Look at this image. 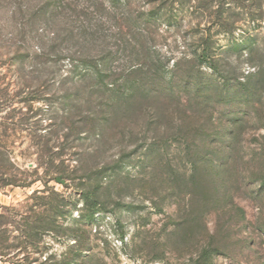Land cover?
Segmentation results:
<instances>
[{"label":"rangeland","instance_id":"1","mask_svg":"<svg viewBox=\"0 0 264 264\" xmlns=\"http://www.w3.org/2000/svg\"><path fill=\"white\" fill-rule=\"evenodd\" d=\"M98 1L0 0V171L38 180H0V264H192L207 248L212 264H264V0H225L231 33L212 25L216 3ZM205 38L217 70L188 63ZM82 55L106 59L102 78ZM38 127L53 162L77 166L49 184L68 236L14 248L50 166ZM86 191L102 212L80 219Z\"/></svg>","mask_w":264,"mask_h":264},{"label":"trees","instance_id":"2","mask_svg":"<svg viewBox=\"0 0 264 264\" xmlns=\"http://www.w3.org/2000/svg\"><path fill=\"white\" fill-rule=\"evenodd\" d=\"M52 1V0H48ZM161 1V6L166 9H171L176 3H178L181 6H189L192 2H196V0H160ZM224 1L225 0H199L194 6L196 9L201 8V6L205 3H208V5H211L212 3L217 4V11L214 12L217 23H213L212 25L218 27L221 29L223 32L226 33H231L232 30L230 29V25L228 23L222 24V20L224 18V15L229 13V12H223L224 8ZM101 2V3H100ZM106 3L105 0L98 1L96 2V5H100L101 7L104 8V3ZM113 5H117V3L120 4L124 3L125 5H128L130 0H114L112 1ZM95 8V7H94ZM58 10V5L55 8ZM86 15V13H84ZM227 20H232V17H230V14H228ZM234 19V18H233ZM231 22V21H230ZM234 22V21H233ZM221 23V24H220ZM234 23H231V26H233ZM228 26V28H227ZM220 30V31H221ZM73 32V31H72ZM84 34H87V29H83ZM83 35V33L81 32ZM211 40L210 38L208 39H201V42L199 43V51L196 53V55L193 56V59L189 61L188 63H195L197 65L202 66H208V68L212 70H217V61L216 57L214 56L212 52V44L210 43ZM84 60H80L81 65L84 66L83 71L85 73H91L92 75H98L99 78H102V75L104 74L105 70L103 69V65L106 61V59L101 58L100 60H96L92 58L91 55H82ZM186 56L180 61H175L174 66H173V71H179V67L181 65V61L184 60ZM99 61V62H96ZM102 65V66H101ZM196 65V66H197ZM75 67L72 65V68ZM102 68V69H101ZM73 70L70 71L66 77L69 75H72ZM104 77V76H103ZM35 78L32 77L28 79V81H34ZM27 81V80H26ZM29 85L32 84L28 83ZM36 100L32 99V101ZM110 118V119H109ZM105 120V123H103V128L104 130L106 129L108 123L113 122L114 119L111 120V117H109ZM38 126V125H36ZM43 131H46L43 133ZM31 136L34 141H38L39 143L44 142L45 146H39L38 143V150L34 153L37 155L38 159L41 161L43 158L46 156H49V161L47 163L41 161L39 164L40 168H43L45 164H50V166L46 167L44 171V176L45 179L42 180L44 185V189L42 190H36L33 192V194L30 196L29 200H31L32 205L29 207L28 213L30 214V221L27 225H25V228L23 231H21V235L18 237H14L13 241L16 242L15 244L17 245H11L14 248H18L20 246H23L24 248L27 247H37V245L43 240V238L46 235H53L54 237H67L66 233V225L67 223L65 222L64 219H62V216L64 215V210L68 206V199H66L63 195L60 193L56 192L54 188H51L49 184L51 182H54L56 184L60 185H67L68 181H72V179L75 178L77 174V166L73 165L71 161H67V159H64L61 161L59 165H56L53 160L57 159H51V155L54 152L56 145H52V148L49 147L50 145V139H48L49 136L53 135L54 132L52 130L47 131L46 128H41L38 127L36 129L31 130ZM42 141V142H41ZM49 147V148H48ZM1 149V148H0ZM0 155H2V152L0 151ZM54 156H58L57 152L53 153ZM62 156V155H61ZM2 166H0L1 168ZM0 176L2 181H4V186H16V187H31L32 185L35 184L38 180L31 181L29 183H18L15 179H12L7 173H3L0 171ZM81 200L84 202V211L85 213L82 214L80 219L83 218H89V217H94L96 214L101 213L102 209L98 207V199L92 195V192L86 191L83 192L81 195ZM41 208H43V211L41 212ZM40 210V211H39ZM1 218V217H0ZM61 218V219H60ZM77 238V237H76ZM10 238L8 236H5L2 234V231H0V246H6ZM77 246L75 247L77 253L80 255L82 260H85V258H89L90 252L87 250V247L83 245L80 241V239L76 242ZM7 250H9L10 245L8 247H5ZM216 250L213 248H207L204 249L201 255L193 260L192 264H212V256L216 254ZM88 253V254H87ZM73 264V263H70ZM74 264H81L78 263V261ZM101 264V263H100Z\"/></svg>","mask_w":264,"mask_h":264}]
</instances>
